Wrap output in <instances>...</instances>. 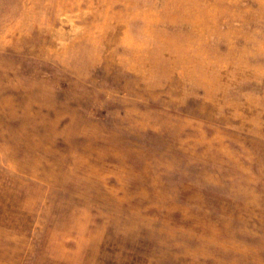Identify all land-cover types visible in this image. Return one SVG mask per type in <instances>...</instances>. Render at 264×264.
<instances>
[{
	"label": "rangeland",
	"instance_id": "1",
	"mask_svg": "<svg viewBox=\"0 0 264 264\" xmlns=\"http://www.w3.org/2000/svg\"><path fill=\"white\" fill-rule=\"evenodd\" d=\"M0 264H264V0H0Z\"/></svg>",
	"mask_w": 264,
	"mask_h": 264
}]
</instances>
